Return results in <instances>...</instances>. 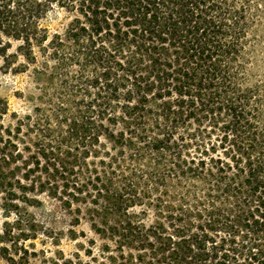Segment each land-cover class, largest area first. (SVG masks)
<instances>
[{
    "label": "trees",
    "instance_id": "1",
    "mask_svg": "<svg viewBox=\"0 0 264 264\" xmlns=\"http://www.w3.org/2000/svg\"><path fill=\"white\" fill-rule=\"evenodd\" d=\"M254 20L250 0H0V73L43 85L14 127L0 98L4 210L83 206L104 264H264Z\"/></svg>",
    "mask_w": 264,
    "mask_h": 264
},
{
    "label": "rangeland",
    "instance_id": "2",
    "mask_svg": "<svg viewBox=\"0 0 264 264\" xmlns=\"http://www.w3.org/2000/svg\"><path fill=\"white\" fill-rule=\"evenodd\" d=\"M250 1L255 11V71L264 76V0ZM70 19L64 11L55 9L48 13L42 25L50 38L54 34L63 35ZM39 61L43 62V59L39 58ZM0 86V98L8 105L7 115L3 118L5 126L14 127L18 120L33 116L36 108L43 107V85L34 81L32 70L18 74L0 73ZM38 199L43 205L23 207V217L18 222L13 210L9 214L4 210L0 196V264H65L68 260L73 264H104L105 259L100 254L107 240L93 232L83 206L78 213L77 206L67 209L46 196ZM153 219V214L148 212L146 222L150 224ZM20 232L25 237H18Z\"/></svg>",
    "mask_w": 264,
    "mask_h": 264
}]
</instances>
